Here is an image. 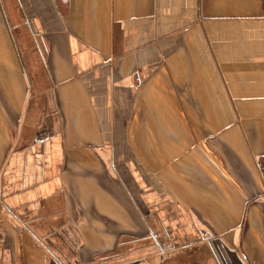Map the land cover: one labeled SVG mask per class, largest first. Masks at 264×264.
Returning <instances> with one entry per match:
<instances>
[{
    "label": "crops",
    "instance_id": "0c3cea01",
    "mask_svg": "<svg viewBox=\"0 0 264 264\" xmlns=\"http://www.w3.org/2000/svg\"><path fill=\"white\" fill-rule=\"evenodd\" d=\"M264 0H0V264H264Z\"/></svg>",
    "mask_w": 264,
    "mask_h": 264
},
{
    "label": "trees",
    "instance_id": "16d2710c",
    "mask_svg": "<svg viewBox=\"0 0 264 264\" xmlns=\"http://www.w3.org/2000/svg\"><path fill=\"white\" fill-rule=\"evenodd\" d=\"M259 165H260L261 169L264 171V157H262V158L259 160Z\"/></svg>",
    "mask_w": 264,
    "mask_h": 264
}]
</instances>
